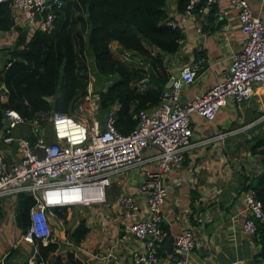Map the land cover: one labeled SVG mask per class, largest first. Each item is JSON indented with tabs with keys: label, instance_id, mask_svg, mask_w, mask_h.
Instances as JSON below:
<instances>
[{
	"label": "built area",
	"instance_id": "1",
	"mask_svg": "<svg viewBox=\"0 0 264 264\" xmlns=\"http://www.w3.org/2000/svg\"><path fill=\"white\" fill-rule=\"evenodd\" d=\"M11 2L14 22L25 28L27 37L34 29L51 31L55 9L64 4V0ZM201 2L205 8L219 4L233 10L243 35L242 43L230 56L227 66L201 92L181 97L182 87L196 76L198 62H183L174 72L172 67L166 66L162 55L170 84L160 90L156 103L136 112L135 124L125 133L115 126L119 103L114 100L104 113L98 114V93L88 94L87 84L86 94L76 107L84 114L83 118L56 110L30 117L22 116L9 106L2 110L0 141L14 146L15 157L5 161L0 153V205H15L19 192L34 198L28 211V226L20 235L32 248L20 264H46L44 259L38 258L37 240L45 244L65 228L64 218L55 216L53 206L104 202L106 187L119 174L137 168L141 177L135 186L142 199L136 201L130 196H121L119 200L118 216L123 230L119 238L133 237L141 242L128 264H189L184 254L196 242L193 225L171 235L170 252L162 246L169 235L161 225L160 205L167 193L165 175L182 158L184 151L211 140L207 133L193 136L195 119L211 122L221 108L234 111L236 103L247 101L256 87L264 86V21L252 13L247 0H188L184 12L190 13L195 4ZM166 23L174 24L172 20ZM12 37L13 33L9 38L13 45ZM119 50L122 58L129 60L124 51ZM2 64L3 60L0 66ZM6 93V86L0 83V100H5ZM263 115L264 110L256 120ZM42 118L48 121L47 125H41ZM22 124L23 129L18 127ZM241 201L243 210L250 214L243 216L240 229L251 234L256 221L264 218L262 203L250 187L242 191ZM49 220L56 221L57 225ZM0 264H7L4 256H0Z\"/></svg>",
	"mask_w": 264,
	"mask_h": 264
},
{
	"label": "trees",
	"instance_id": "2",
	"mask_svg": "<svg viewBox=\"0 0 264 264\" xmlns=\"http://www.w3.org/2000/svg\"><path fill=\"white\" fill-rule=\"evenodd\" d=\"M167 1L64 0L63 6L55 9L52 30L34 29L29 37L25 28L14 22L11 0L1 1L0 30L8 31L9 36L13 33L15 43L5 49L0 47V51L7 52L0 66V83L7 90L5 100H0V118L2 110L8 106L24 117L50 110L68 114L78 111L76 107L86 94L90 72L97 84L111 78L104 87L101 82L96 91L100 115L116 100L119 105L115 112V126L123 133L130 130L135 124L136 112L158 101L159 92L168 80L162 55L174 53L182 37L179 26L166 23L172 20L167 14ZM187 1L175 0L177 10L183 12ZM212 11L214 7L210 6L206 16L209 17ZM111 41L116 42V49H122L128 57L131 55L134 66L125 65L113 55ZM82 49L92 58L89 64L93 68L88 73L80 60ZM78 53L79 61H76ZM241 103H236V108L240 109ZM259 114L257 110L247 116L246 121ZM40 123L45 126L48 121L42 118ZM250 139L249 151L259 155L262 167L249 179L244 175L230 199L250 187L264 211V132L254 134ZM115 193L117 203L112 207L115 213H119L121 194ZM33 203L34 198L28 193L19 192L15 197L14 220L21 232L28 226V211ZM52 210L55 216L64 218L69 215L70 207L54 206ZM50 223L57 225L56 221ZM72 224V228H64L66 235L83 248V240L94 229L82 218ZM254 232H259L261 245L258 255L264 258V218L256 221ZM65 246L56 241L55 235L45 244L37 240L38 258L47 259L48 264H84ZM83 252L90 258H95L97 253L94 248Z\"/></svg>",
	"mask_w": 264,
	"mask_h": 264
},
{
	"label": "crops",
	"instance_id": "3",
	"mask_svg": "<svg viewBox=\"0 0 264 264\" xmlns=\"http://www.w3.org/2000/svg\"><path fill=\"white\" fill-rule=\"evenodd\" d=\"M247 1L252 13L264 21V0ZM166 5L167 14L179 26L182 37L174 53L164 54V63L167 67H172L171 71L174 72L178 71L183 62L194 60L199 63L194 80L181 89V97H189L201 92L217 79L232 53L242 43L243 35L238 29L234 11L227 6L213 4L214 11L207 17L208 8L201 3L193 7L190 13L178 11L175 0H168ZM9 38L8 31L0 30V47L5 49L10 46L12 41ZM111 42L116 44L115 41ZM6 56V51H0V64ZM116 57L124 60L120 53ZM107 81L111 82V78ZM259 89L260 86L256 87L252 95L257 102H261L260 96L264 95H259L258 92L264 90ZM236 107L237 105L234 110ZM227 110L221 108L216 119L211 122L204 123L200 118L195 119L193 136L215 132V127H222ZM18 127L23 129L25 125ZM203 147L184 151L182 158L167 171L164 178L167 193L160 205L162 227L169 235L189 224L195 227V245L184 254L189 264H264V258L258 255L261 245L259 232L245 234L240 229L243 216L250 214L243 210L242 191L230 199L235 186L243 180L244 175L249 179L261 169L259 155L249 151L250 155L244 159L234 160L231 157V160L225 161L227 165L222 173L214 166L221 157L207 151L201 152ZM0 153L4 155L5 161H9L15 157L14 146L0 141ZM140 177L138 168L124 171L116 177L112 187H107L106 196L112 189H116L121 196H130L140 201L142 197L135 186ZM109 188L111 190L107 191ZM115 194L109 195L101 203L69 206L72 211L70 214L77 211V218L84 219V223L94 229L83 240V248L74 242L70 244L71 239L64 229L56 235V241L71 249L79 262L128 264L131 254L141 247V242L133 237L125 240L119 238L123 230L119 223L120 212L113 211L117 203ZM0 211V256L5 257L7 264H20L30 253L32 244L20 237V228L14 220V205L3 203ZM70 214L64 217V223L68 221ZM72 227L73 224L70 223L69 229ZM89 248H94L99 256L90 258L83 252ZM44 260L48 264L47 259Z\"/></svg>",
	"mask_w": 264,
	"mask_h": 264
},
{
	"label": "rangeland",
	"instance_id": "4",
	"mask_svg": "<svg viewBox=\"0 0 264 264\" xmlns=\"http://www.w3.org/2000/svg\"><path fill=\"white\" fill-rule=\"evenodd\" d=\"M110 48L112 50L113 55L115 56L121 52L119 49H116L114 42H110ZM129 56L131 57L130 54ZM130 57H129V60H126V61L121 60V61L125 63V65L127 66H134L135 63L133 60L130 59ZM91 59H92L91 56H89L86 50L82 49L80 53V60H82L83 63L86 65V72L87 71L89 72L91 68H93V66L89 64ZM76 61H79V53L76 56ZM87 77H88V82H87L88 94L95 93L98 90L99 84L102 82V80H100L99 84H97L96 79H94V76L90 74V72L88 73ZM108 79L109 78H107L106 80L102 82L103 87L108 83L107 81ZM260 89H264V88H260ZM258 93L260 95L261 93H264V90ZM260 101L261 102H257L252 97L249 100L241 103L242 104L241 109L236 108L234 111L227 110L228 112L226 111L227 114L225 115L224 122H222V127L217 126L214 128V130H216L215 132L211 131L210 133H208L211 140L207 143V145H204V147L203 146L195 147V149L197 147H203L201 152L206 153L207 151L210 154H215V155L220 156L221 157L220 161L216 162L214 166L216 167V169H219L220 171H222V173L225 171L224 169L225 165H227L226 164L227 162L225 161L231 160V157L234 160H239V159H244V157L246 156H249L250 155L249 145L251 142L250 138L254 134L264 132L263 131L264 130V115L261 116L259 120H256V119H257V116H259L260 114L257 115L253 120L246 121L247 116H250L253 113H256L257 110H259L260 113L264 110V95L260 96ZM243 103H246L247 105L245 106L243 105ZM70 114L78 118L84 117V114L82 112L76 111V110ZM98 114L100 113L98 112ZM256 121L257 123L255 124ZM218 134H221V135L219 136ZM195 149L193 150L197 151ZM113 184H114V181H112L111 184L108 185L107 187H112ZM110 190L111 189L109 188V190L107 191H110ZM115 192H116V189H112V191L109 192V195H112ZM109 195L106 196L105 194V197H106L105 200L108 198ZM70 212L72 211L69 210V214ZM78 216L79 215L77 211H75L73 214H70V218L68 219V221H66L65 227H70V223L72 224L75 220H77Z\"/></svg>",
	"mask_w": 264,
	"mask_h": 264
},
{
	"label": "water",
	"instance_id": "5",
	"mask_svg": "<svg viewBox=\"0 0 264 264\" xmlns=\"http://www.w3.org/2000/svg\"><path fill=\"white\" fill-rule=\"evenodd\" d=\"M199 5V3H196L195 6L197 7ZM170 84V80H167L165 83V86H168ZM46 97V96H44ZM4 123H6V120L4 121ZM163 248L166 249L167 252H170L171 247H172V236L168 235V237L164 240L163 244H162Z\"/></svg>",
	"mask_w": 264,
	"mask_h": 264
},
{
	"label": "clouds",
	"instance_id": "6",
	"mask_svg": "<svg viewBox=\"0 0 264 264\" xmlns=\"http://www.w3.org/2000/svg\"><path fill=\"white\" fill-rule=\"evenodd\" d=\"M260 115H261V113H260ZM54 207V206H53ZM14 209H15V206H14ZM22 233V232H21ZM21 235V234H20ZM22 239V238H21Z\"/></svg>",
	"mask_w": 264,
	"mask_h": 264
},
{
	"label": "bare ground",
	"instance_id": "7",
	"mask_svg": "<svg viewBox=\"0 0 264 264\" xmlns=\"http://www.w3.org/2000/svg\"><path fill=\"white\" fill-rule=\"evenodd\" d=\"M264 86H260V88H263Z\"/></svg>",
	"mask_w": 264,
	"mask_h": 264
}]
</instances>
